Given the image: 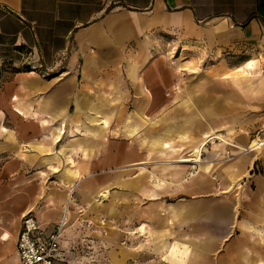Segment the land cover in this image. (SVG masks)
Listing matches in <instances>:
<instances>
[{"label": "crops", "instance_id": "crops-1", "mask_svg": "<svg viewBox=\"0 0 264 264\" xmlns=\"http://www.w3.org/2000/svg\"><path fill=\"white\" fill-rule=\"evenodd\" d=\"M254 134L264 0H0V264H19L26 213L48 233L66 207L67 242L106 217L108 264H264L233 201L178 162L210 143L205 174L264 184ZM115 221L138 248L115 243Z\"/></svg>", "mask_w": 264, "mask_h": 264}, {"label": "rangeland", "instance_id": "rangeland-1", "mask_svg": "<svg viewBox=\"0 0 264 264\" xmlns=\"http://www.w3.org/2000/svg\"><path fill=\"white\" fill-rule=\"evenodd\" d=\"M259 137L264 138V135H253V139ZM219 138V137H218ZM252 139V140H253ZM257 142V141H256ZM264 142V141H260ZM210 143L205 144L204 147L200 148V155L199 157H191L193 161L199 160L196 163L190 164H179L185 165L188 169V177H194L196 180V184H202L204 181H209L210 185L209 190L211 191L210 196H206V190H202L204 192L203 197H228L234 203L235 213L238 216V220L241 222L243 221L242 228L239 230L242 232L243 241L242 243H251V241L257 242L259 241L260 244L264 245V184H257L248 182V178L244 179V181L234 182L232 181V177L229 176L228 173H206L204 171V166L206 165V156L205 149ZM264 150V149H262ZM260 150V151H262ZM188 158V157H186ZM164 162L171 161L169 158H163ZM260 163L257 162L255 164L258 165V168L254 167V169L249 174L251 175H260L264 178V169L259 165ZM183 169V168H178ZM185 169V168H184ZM146 176L149 178L150 174L145 173ZM162 174L168 175V179H170V174L168 171H163ZM181 174V172H179ZM215 177V179H212ZM167 179V178H165ZM164 180V177H163ZM163 186V193L165 191H169V186L166 187V184H162ZM185 187L179 186L178 189H174V196L180 193L178 199H180L181 194L183 195ZM104 189H100V199L103 197L101 194L105 192ZM195 191L197 189H194ZM208 190V188H207ZM200 191V190H199ZM191 192V191H190ZM201 192V191H200ZM199 192V193H200ZM201 192V193H202ZM177 197V196H176ZM175 199V198H174ZM212 203H210L211 205ZM209 205V204H207ZM207 205L199 204L196 210H202L207 207ZM219 214V212H217ZM115 221V232L117 233L115 236V243L118 244L120 248L131 249L132 247L138 248V245H133L135 242L137 243V238L139 234H134L133 230L130 229L131 234H126L125 236H117L119 233L117 229H120L118 225H116ZM138 226V225H137ZM83 227L86 228L90 233H93L95 236L92 238L90 236L83 237V242H67V236L61 239V257L63 258V264H108L107 257H106V249H105V241L108 236V223L106 217L100 218L98 221H84ZM83 228V229H84ZM127 228H131V226H127ZM138 228V227H136ZM85 229V230H86ZM110 230V229H109ZM133 231V232H132ZM137 231V230H136ZM240 232V233H241ZM64 235V234H63ZM128 237V238H126ZM64 243V244H63ZM133 245V246H132ZM264 258H261V260ZM134 260V259H133ZM260 260V262H261ZM244 264H250V253L247 256H244L243 259ZM128 264H155L153 261L145 260H134L130 261ZM220 264H238L237 262L233 261H222Z\"/></svg>", "mask_w": 264, "mask_h": 264}, {"label": "built area", "instance_id": "built-area-1", "mask_svg": "<svg viewBox=\"0 0 264 264\" xmlns=\"http://www.w3.org/2000/svg\"><path fill=\"white\" fill-rule=\"evenodd\" d=\"M68 222L66 207L60 221L46 233L40 229L33 213H26L21 219L16 241L19 264H63L60 243Z\"/></svg>", "mask_w": 264, "mask_h": 264}, {"label": "bare ground", "instance_id": "bare-ground-1", "mask_svg": "<svg viewBox=\"0 0 264 264\" xmlns=\"http://www.w3.org/2000/svg\"><path fill=\"white\" fill-rule=\"evenodd\" d=\"M104 127L106 126V124L103 125ZM261 145H264V143H260V142H256V141H252L250 146L248 147L249 149L248 150H258ZM179 163H196V162H199V160H196V161H193V160H190V159H183V160H179L178 161ZM141 232L143 233L144 231L141 230Z\"/></svg>", "mask_w": 264, "mask_h": 264}]
</instances>
